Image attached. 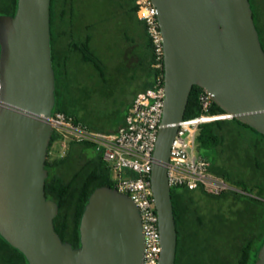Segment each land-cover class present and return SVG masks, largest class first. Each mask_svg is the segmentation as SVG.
<instances>
[{
    "label": "water",
    "instance_id": "1",
    "mask_svg": "<svg viewBox=\"0 0 264 264\" xmlns=\"http://www.w3.org/2000/svg\"><path fill=\"white\" fill-rule=\"evenodd\" d=\"M163 44V112L150 174L161 252L174 264L176 229L166 164L193 86L228 119L264 136V52L249 0H151ZM50 0H17L0 15V237L28 264H141L138 210L125 194L96 188L79 224L80 247L53 228L45 162L55 104ZM254 264H264V241Z\"/></svg>",
    "mask_w": 264,
    "mask_h": 264
},
{
    "label": "trees",
    "instance_id": "2",
    "mask_svg": "<svg viewBox=\"0 0 264 264\" xmlns=\"http://www.w3.org/2000/svg\"><path fill=\"white\" fill-rule=\"evenodd\" d=\"M133 1L131 0V2ZM54 2L55 0H50L49 11ZM249 3L252 9L254 25L258 35H260V44L264 52V15H262V20L260 21L256 9L255 11L253 9L254 6L256 8L254 0H249ZM16 8L17 0H0V10L4 15L13 16ZM130 12L132 14L135 13L133 5L130 8ZM256 15L259 19V24L255 23ZM50 37L52 49L53 35L51 29ZM145 39L146 49L150 58L148 71L153 78L151 46L146 35ZM72 47L80 54L83 62L94 67L100 73L103 72V63L101 58L90 47L89 37L86 36L85 40L78 44H72ZM151 86L152 81L150 80L143 89ZM201 92L203 90L199 87H192L184 112V119H189L199 114L197 98ZM54 107V112L72 116L75 120L86 124L84 120L71 112L66 98L60 99V101L56 100ZM211 112L224 113L214 103L212 104ZM123 123L124 120L121 125ZM233 126L238 128L235 132L232 130ZM240 129H246L257 137L249 140L244 145L241 142L244 135ZM54 140V136H52L48 151ZM196 142L199 151L201 149L206 151L203 156L210 162L211 172L223 177L227 182L244 193L233 192L221 196L224 198L227 195L233 197V250L235 251L233 264H254L257 259V253L264 241V202L262 201L264 200V136L241 124L236 119H229L202 125L196 137ZM218 147L225 149L224 151L227 154L226 164H219L218 162ZM85 150H88L86 146L71 143L65 156L54 159L51 162L47 159L45 162L48 176L44 184V194L46 199L55 202L57 205L58 211L53 219V228L62 242L68 243L78 240L81 215L91 193L98 187H112L110 171L100 156L92 154L81 165H75L81 159L80 156ZM60 169L63 172H67L66 175L59 174L58 171ZM194 194L195 192L187 190L173 189L170 191L176 234L179 226L185 221L187 207L193 203L192 197ZM246 194L253 195L254 198L246 196ZM252 248L255 251L253 256H251L250 252ZM0 264H28V262L18 250L8 245L0 237ZM174 264H176L175 261Z\"/></svg>",
    "mask_w": 264,
    "mask_h": 264
},
{
    "label": "built area",
    "instance_id": "3",
    "mask_svg": "<svg viewBox=\"0 0 264 264\" xmlns=\"http://www.w3.org/2000/svg\"><path fill=\"white\" fill-rule=\"evenodd\" d=\"M135 15L144 27L154 71L152 86L137 93L124 123L110 132H100L72 116L52 112L47 119L54 142L59 146L58 158L65 156L69 144L86 146L101 157L110 171L112 189L127 195L135 204L141 221L144 249L141 264H158L161 236L155 210L150 174L155 140L160 125L163 100V44L157 12L151 0H134ZM199 114L182 119L170 144L166 164L171 190L217 197L225 193L244 194L223 177L211 172L210 162L198 152L196 137L200 127L215 121L229 120L225 113H212V100L206 92L198 95Z\"/></svg>",
    "mask_w": 264,
    "mask_h": 264
},
{
    "label": "rangeland",
    "instance_id": "4",
    "mask_svg": "<svg viewBox=\"0 0 264 264\" xmlns=\"http://www.w3.org/2000/svg\"><path fill=\"white\" fill-rule=\"evenodd\" d=\"M254 3L256 8L254 6L253 9H256L261 19L264 15V0H254ZM130 8L129 0L60 2L61 21L54 53L72 73L67 88L69 93L65 98L74 115L100 132L116 130L123 122L135 95L146 87L147 82L152 81L148 71L150 58L144 27L134 19ZM0 15H4L1 10ZM73 34L75 39H72ZM86 36L90 38L92 50L101 58L102 73L83 62L80 54L69 48L73 42L78 44L84 41ZM54 110L55 107L52 112ZM237 129L235 126L232 128L234 132ZM241 131L244 145L257 137L246 129ZM224 150L223 147L217 148L219 164H226L227 154ZM198 152L203 155L206 151L201 149ZM58 153L59 146L54 142L47 154L48 161L57 159ZM92 154L91 150H85L75 165H81ZM58 173L66 175L67 172L60 169ZM195 197L197 199L198 196ZM197 204L200 207L205 205L200 199ZM234 253L233 250V256Z\"/></svg>",
    "mask_w": 264,
    "mask_h": 264
},
{
    "label": "flooded vegetation",
    "instance_id": "5",
    "mask_svg": "<svg viewBox=\"0 0 264 264\" xmlns=\"http://www.w3.org/2000/svg\"><path fill=\"white\" fill-rule=\"evenodd\" d=\"M60 2L61 0H55L50 10V29L53 35L52 67L54 71L55 101H60V99L67 96L69 93L67 88L72 79V73L65 67L66 63L58 59L54 53V44L59 38L57 30L61 21ZM129 2L130 7L132 5L134 7V1L129 0ZM132 16L137 19L135 13ZM259 19L256 15L255 23L259 24ZM258 36L261 40L260 35ZM72 37V39H75L74 34ZM73 44L76 43L73 42ZM69 48L72 52L75 51L72 44ZM195 196H198L197 199ZM246 196L254 198L253 195L246 194ZM217 197L199 193L194 194L192 197L193 203L187 207L185 221L177 229L176 264H233V197L229 195L225 198L222 196ZM199 199L204 201V206L200 207L197 204ZM262 201L264 202V200ZM68 243L74 249L80 247L79 236L77 241L74 240ZM250 252L251 256L255 254L253 248Z\"/></svg>",
    "mask_w": 264,
    "mask_h": 264
}]
</instances>
